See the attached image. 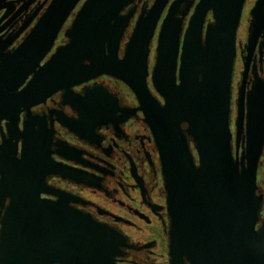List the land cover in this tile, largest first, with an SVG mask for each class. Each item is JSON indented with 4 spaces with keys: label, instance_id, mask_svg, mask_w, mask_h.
I'll return each mask as SVG.
<instances>
[{
    "label": "water",
    "instance_id": "water-1",
    "mask_svg": "<svg viewBox=\"0 0 264 264\" xmlns=\"http://www.w3.org/2000/svg\"><path fill=\"white\" fill-rule=\"evenodd\" d=\"M79 1L56 0L24 43L0 61V120L9 119L11 135L7 139L1 129L0 264L112 262L118 239L113 229L90 226L89 216L65 199L41 196L57 194L45 184L47 174L71 172L19 127V112L60 90L76 98L72 87L100 75L131 89L155 136L167 196L170 264H264V196L258 181L264 75L247 90L250 58L234 99L237 38L247 0H155L138 16L123 58L119 44L141 0H85L65 31L67 43L41 63ZM168 4L150 69L151 44ZM249 15L251 56L260 40L264 51V0H255ZM252 71L257 72L256 62ZM95 95L90 91L79 101L106 102L101 92Z\"/></svg>",
    "mask_w": 264,
    "mask_h": 264
},
{
    "label": "flooded vegetation",
    "instance_id": "flooded-vegetation-1",
    "mask_svg": "<svg viewBox=\"0 0 264 264\" xmlns=\"http://www.w3.org/2000/svg\"><path fill=\"white\" fill-rule=\"evenodd\" d=\"M55 1L0 0V61L24 43L32 29L50 13V7ZM84 1L80 0L70 12L51 50L44 55L41 63L48 60L57 47L67 43L65 31ZM154 1H138L135 15L119 44V58L125 56L138 16L143 8L149 9ZM254 3L255 0L251 5L250 0L246 1L238 32L235 101L242 84L246 59L250 58L247 90L252 89L256 76L264 75V51L261 53L259 48L261 40L251 56L246 48L249 12ZM169 4L151 44L150 69L156 59L158 33ZM130 8L123 11V14ZM192 11L193 8L189 16ZM209 19H212L211 13ZM244 27L245 35L242 36ZM255 62L257 72L252 71ZM151 87L164 102L152 84ZM71 90L78 97L70 98L71 94L65 97L66 91L60 90L19 112V127L25 131L26 138L33 137L39 141L40 146L46 148L47 154L56 163L65 164L71 172L66 175L55 172L47 174L45 184L57 194L43 192L41 196L53 200L65 199L72 208L89 216L90 226L96 223L113 229L118 239L115 241L113 260L109 264H170L169 214L159 150L135 94L122 81L108 75H100L75 85ZM90 91L95 92L96 98L101 92V100L106 102L79 101L80 96L86 98ZM1 119L0 143L3 141L1 129H4L7 139L11 137L7 128L9 119ZM19 140L20 156L22 138ZM258 181L259 192L264 196V154ZM261 221L264 222V209Z\"/></svg>",
    "mask_w": 264,
    "mask_h": 264
},
{
    "label": "rangeland",
    "instance_id": "rangeland-1",
    "mask_svg": "<svg viewBox=\"0 0 264 264\" xmlns=\"http://www.w3.org/2000/svg\"><path fill=\"white\" fill-rule=\"evenodd\" d=\"M254 0H250V5L252 4V2H253ZM249 17H250V15H249ZM245 27L242 29V31H241V34H242V36H244L245 34Z\"/></svg>",
    "mask_w": 264,
    "mask_h": 264
}]
</instances>
